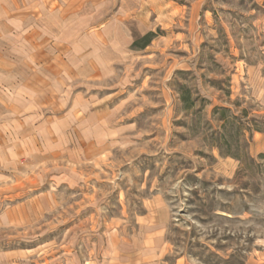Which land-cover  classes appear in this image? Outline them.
Returning <instances> with one entry per match:
<instances>
[{"label":"rangeland","instance_id":"374dc122","mask_svg":"<svg viewBox=\"0 0 264 264\" xmlns=\"http://www.w3.org/2000/svg\"><path fill=\"white\" fill-rule=\"evenodd\" d=\"M141 5L121 18L134 44L89 91L108 142L0 177L4 263L142 264L140 220L163 204L162 264H264V0Z\"/></svg>","mask_w":264,"mask_h":264},{"label":"crops","instance_id":"0c3cea01","mask_svg":"<svg viewBox=\"0 0 264 264\" xmlns=\"http://www.w3.org/2000/svg\"><path fill=\"white\" fill-rule=\"evenodd\" d=\"M144 2L0 0V177L18 171L26 158L59 156L71 164L85 157L80 142H108L109 108L89 91L112 77L111 64L134 44L121 18ZM153 215V221L142 216L131 249L142 264H162L161 231L170 214L159 204ZM10 219V212L0 215Z\"/></svg>","mask_w":264,"mask_h":264}]
</instances>
